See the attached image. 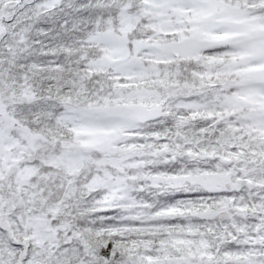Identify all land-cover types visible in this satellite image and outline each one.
<instances>
[{
  "label": "snow or ice",
  "instance_id": "obj_1",
  "mask_svg": "<svg viewBox=\"0 0 264 264\" xmlns=\"http://www.w3.org/2000/svg\"><path fill=\"white\" fill-rule=\"evenodd\" d=\"M0 264H264V0H0Z\"/></svg>",
  "mask_w": 264,
  "mask_h": 264
}]
</instances>
